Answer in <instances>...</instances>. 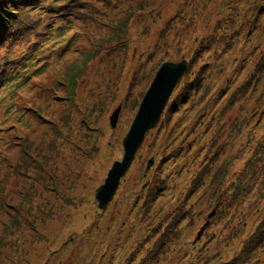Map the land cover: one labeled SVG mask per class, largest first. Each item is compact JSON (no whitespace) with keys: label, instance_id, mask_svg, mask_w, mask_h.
Masks as SVG:
<instances>
[{"label":"rangeland","instance_id":"1","mask_svg":"<svg viewBox=\"0 0 264 264\" xmlns=\"http://www.w3.org/2000/svg\"><path fill=\"white\" fill-rule=\"evenodd\" d=\"M18 21L29 33L0 88V264H264V0H40ZM183 59L100 210L156 73Z\"/></svg>","mask_w":264,"mask_h":264},{"label":"water","instance_id":"2","mask_svg":"<svg viewBox=\"0 0 264 264\" xmlns=\"http://www.w3.org/2000/svg\"><path fill=\"white\" fill-rule=\"evenodd\" d=\"M189 70L190 62L187 59L180 62L167 61L159 68L123 140L124 155L122 160L113 163L105 182L96 191L95 198L100 210H106L113 200L122 179L130 170L146 134L157 126L174 90ZM117 118L118 113L112 118L113 125L116 124Z\"/></svg>","mask_w":264,"mask_h":264},{"label":"trees","instance_id":"3","mask_svg":"<svg viewBox=\"0 0 264 264\" xmlns=\"http://www.w3.org/2000/svg\"><path fill=\"white\" fill-rule=\"evenodd\" d=\"M39 1L40 0H0V52L2 49H7V51H3L4 56L6 55V58L0 57V65H1L0 66V88L10 85L12 77H15V75L9 76L8 74V70H10L8 66L13 64V63L9 64V62L12 61L11 58L9 57V54L12 53L11 47L14 45L16 40H18L22 36H25L29 33V32L24 33L22 31V29H24L21 27L23 23L19 22L18 20L22 16V13L31 11V9L35 7L37 3H39ZM17 7H19V9H16ZM58 10H61V9H58ZM37 23H38V18L34 16L28 22H26L27 28L35 27ZM54 30L55 29H53L52 31ZM13 33H16V34L12 35ZM40 44L41 42L38 40L31 41V45H32L31 51L33 55L37 52V49H39ZM26 54H28V52L25 53L24 55ZM32 54L30 53L28 54V63L19 64L17 66L16 68L17 72L15 74L21 73L25 65H29V63L32 64L35 61V58H33ZM13 69L14 68H11V70ZM23 80H26V79L23 78ZM188 85L192 86L191 83ZM18 90H19V85L17 86V91ZM3 122L4 121H2L0 118V124H2ZM0 131H2V127H0ZM257 239H258V234L256 233L249 245H252V244L254 245ZM251 249L249 250V252L251 251Z\"/></svg>","mask_w":264,"mask_h":264}]
</instances>
